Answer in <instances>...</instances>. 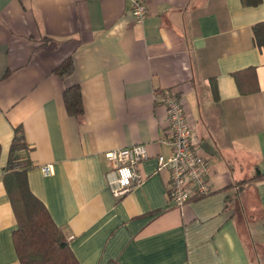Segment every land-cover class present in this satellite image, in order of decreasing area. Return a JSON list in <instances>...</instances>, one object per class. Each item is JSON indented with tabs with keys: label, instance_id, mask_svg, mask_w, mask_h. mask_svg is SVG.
<instances>
[{
	"label": "crops",
	"instance_id": "0c3cea01",
	"mask_svg": "<svg viewBox=\"0 0 264 264\" xmlns=\"http://www.w3.org/2000/svg\"><path fill=\"white\" fill-rule=\"evenodd\" d=\"M147 3L138 23L130 0H0V264H21L3 180L17 127L30 188L80 264H264V0ZM69 57L64 78L54 69ZM74 85L81 118L64 99ZM164 92L181 98L210 158L213 192L182 208L158 164L171 153ZM136 144L148 148L145 180L116 198L105 152Z\"/></svg>",
	"mask_w": 264,
	"mask_h": 264
},
{
	"label": "built area",
	"instance_id": "2783aa9c",
	"mask_svg": "<svg viewBox=\"0 0 264 264\" xmlns=\"http://www.w3.org/2000/svg\"><path fill=\"white\" fill-rule=\"evenodd\" d=\"M131 12L138 23L149 15L147 0H130ZM158 100L166 107L169 122V137L164 140L170 146V155H158L159 169L167 168L171 173L168 188L169 203L179 208L194 198L213 192L210 177V158L204 156L195 144L192 126L183 101L175 92H164ZM149 157L145 144L117 148L105 152L109 164L106 182L116 198H120L142 184L145 176L141 172L142 162ZM44 175L54 174V164L41 166Z\"/></svg>",
	"mask_w": 264,
	"mask_h": 264
},
{
	"label": "trees",
	"instance_id": "16d2710c",
	"mask_svg": "<svg viewBox=\"0 0 264 264\" xmlns=\"http://www.w3.org/2000/svg\"><path fill=\"white\" fill-rule=\"evenodd\" d=\"M247 4L260 0H244ZM263 23L254 26L257 43L264 47ZM72 57L59 64L54 72L62 77L73 74ZM215 85V81L212 82ZM64 99L70 114L81 118L84 114L83 97L80 86L66 88ZM30 147L22 127L15 129L8 161L3 176L18 227L13 232L16 252L21 264H80L70 247L64 230L53 220L47 206L31 190L28 170Z\"/></svg>",
	"mask_w": 264,
	"mask_h": 264
},
{
	"label": "rangeland",
	"instance_id": "374dc122",
	"mask_svg": "<svg viewBox=\"0 0 264 264\" xmlns=\"http://www.w3.org/2000/svg\"><path fill=\"white\" fill-rule=\"evenodd\" d=\"M247 171H248V169H247ZM247 173L248 172H246V174H245V179H248L249 178V174H247ZM249 210H251L252 212L255 211L257 213L260 212V210H259V208L257 206H255L254 208L253 207H250Z\"/></svg>",
	"mask_w": 264,
	"mask_h": 264
}]
</instances>
